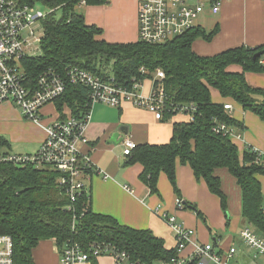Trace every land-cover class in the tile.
Instances as JSON below:
<instances>
[{"label": "trees", "instance_id": "obj_1", "mask_svg": "<svg viewBox=\"0 0 264 264\" xmlns=\"http://www.w3.org/2000/svg\"><path fill=\"white\" fill-rule=\"evenodd\" d=\"M26 5L41 4L62 10L61 18L49 16L44 22L42 55L22 60L32 85L48 70L64 80V94L54 103L58 112L65 108L78 120L92 111L90 89L70 81L69 68L79 67L125 88L134 81L152 79L157 70L165 73L164 88L172 104L194 105L195 121L173 124V136L165 144H136L126 156L125 166L140 164L141 181L150 194H159L160 177L167 176L179 193L178 164L190 166L196 179L205 181L217 196L228 218V197L222 189L220 171L233 177L241 190L242 216L254 232L264 234V206L261 183L264 159L249 148L241 158L232 139L213 131L215 122L241 126L225 110V104L212 100L216 89L225 100H232L264 122V90L251 87L246 73H264V46L237 47L214 56L193 51L197 39L211 41L219 28L207 32L199 26L162 45L144 42L112 44L99 39L102 30L89 26L77 6L80 0H20ZM87 5H102L108 0H86ZM262 56L255 59L257 54ZM238 66L241 71L230 68ZM146 70L145 73L141 69ZM178 112L167 110L163 122ZM9 142L0 137V235L14 243V264H36L34 250L45 241H53L60 251L79 245L85 252L94 246H107L125 252L131 262L164 264L176 256L165 241L149 230L121 225L109 215L95 213L89 193L71 202L60 186V173L32 163L15 165L4 162L10 153ZM89 173H91L89 171ZM198 217H204L193 207ZM108 257V256H102ZM93 256L90 262L98 264Z\"/></svg>", "mask_w": 264, "mask_h": 264}, {"label": "crops", "instance_id": "obj_2", "mask_svg": "<svg viewBox=\"0 0 264 264\" xmlns=\"http://www.w3.org/2000/svg\"><path fill=\"white\" fill-rule=\"evenodd\" d=\"M86 12L81 8V14L89 26L102 30L99 37L112 44L136 43L138 39V0H108L102 5H87ZM79 10V9H78ZM210 18L206 25L198 26L207 32L219 28L218 33L209 42L197 39L193 43V51L200 56H214L237 47L264 46V1L233 0L226 3L221 12L212 14L210 9L201 16ZM231 71L239 72L241 68L232 66ZM246 80L253 88L264 90V73H246ZM152 87L150 80L145 81V94ZM212 100L219 104H230L233 107L230 116L241 126L235 127L239 138L233 143L238 147L241 158L251 148L259 152L264 159V122L254 113L245 110L232 100H225L216 89L211 90ZM114 108V107H112ZM118 110V116L105 119L103 113L107 105L96 104L92 108L91 118L85 130V136L90 144L82 150L88 154L99 169L85 180L92 209L95 213L109 215L121 225L138 230H149L165 241L168 249L176 246L174 232L166 223L164 216L174 215L179 224L196 231L195 240L200 243H213L216 248L226 252L236 247V254L231 264H260L259 258H254L253 251L242 241L240 233L244 228H250L242 216L241 190L233 177L226 171H220L222 189L228 197V220L222 211L220 200L213 195L205 181L197 180L191 167L178 164L176 170L179 193H175L166 175L159 179V194H150L148 187L141 181L143 167L140 164L125 166L126 156L123 155V141L131 139L136 144H165L173 136V124L187 121L184 115H177L170 121H159L154 114L131 103H124ZM65 109V114H70ZM64 116V115H63ZM62 114L55 104L47 105L42 112V123L27 121L21 115L20 109L11 103L0 105V137L6 139L14 154L28 155L38 151L46 138L47 127ZM122 142L109 144L115 133ZM122 150V152H121ZM109 178L105 179L104 176ZM263 193L264 206V175L258 176ZM129 187L128 192L124 187ZM180 198L184 209L177 208L176 201ZM195 207L202 213L205 220L198 217ZM247 224V225H246ZM252 230L255 229L252 227ZM264 240V234L255 232ZM237 235V237H236ZM240 238L241 245H238ZM34 250L36 264H59L60 251L53 241H45ZM52 243V245H51ZM191 248L187 249L189 253ZM98 264H115L111 257H100ZM79 264H93L79 263ZM264 264V263H262Z\"/></svg>", "mask_w": 264, "mask_h": 264}, {"label": "built area", "instance_id": "obj_3", "mask_svg": "<svg viewBox=\"0 0 264 264\" xmlns=\"http://www.w3.org/2000/svg\"><path fill=\"white\" fill-rule=\"evenodd\" d=\"M233 0H138V39L150 45H162L171 42L188 31L198 27L199 18L210 9L212 14H219L226 3ZM264 1V0H262ZM36 5H26L20 0H0V105H16L23 118L35 124L42 123L43 109L54 104L65 92V82L55 71L48 70L41 74L34 85L30 82L22 60L34 56L41 49L45 34L44 22L58 12L60 7L36 9ZM87 6L86 0H80L77 8ZM145 73L144 68L141 69ZM68 75L74 84H81L90 89L92 106L103 104L114 108L124 103L145 109L154 114L159 121L165 112L172 110L195 121L194 105L178 106L172 104L164 88L165 73L157 70L152 79L134 81L125 88L79 67L69 68ZM150 80L152 87L145 94V81ZM225 110L233 111L230 104ZM66 109V108H65ZM61 112L62 117L47 127V135L35 154L21 155L9 153L2 157L4 162L21 165L32 163L39 168H50L60 173V186L71 202H75L84 192H88L85 180L95 172H101L84 153L83 146L90 142L85 136L87 124L91 118L89 112L83 120L72 114ZM64 115V116H63ZM213 131L225 137L237 139L240 135L234 127L224 122H215ZM136 143L131 139L123 141L124 156L130 155ZM89 171L91 173H89ZM109 178L108 175L104 176ZM128 192L132 190L125 186ZM177 208L184 209L181 199H177ZM170 229L174 232L176 256L164 264H231L236 247L224 252L213 243H200L195 240L196 231L188 229L177 222L175 216H164ZM240 237L253 251L254 258H264V240L250 228H244ZM191 248L189 253L187 249ZM111 257L115 264H141L131 262L128 255L107 246H94L85 252L79 245L68 247L60 256L59 264H79L90 262V257ZM0 264H14V243L10 236L0 235Z\"/></svg>", "mask_w": 264, "mask_h": 264}, {"label": "rangeland", "instance_id": "obj_4", "mask_svg": "<svg viewBox=\"0 0 264 264\" xmlns=\"http://www.w3.org/2000/svg\"><path fill=\"white\" fill-rule=\"evenodd\" d=\"M85 7H87V6L82 7V10L84 12H86V9H87ZM36 9H41L42 10V9H45V7L43 5H41V4H37L36 5ZM79 12H81V9H79ZM61 15H62V13L58 12L57 15H56V18H61ZM212 19H213L212 17L206 18V19L203 18V17H200L199 20H198V23H200L202 25H206V22L209 21V20H212ZM35 53L36 54L34 56H30V57H37V56L42 55V50L39 48V50L35 51ZM103 114H104L103 117L105 119H109L110 120V119H113L115 115L118 116V110L115 109V108H112L110 106H107V110ZM121 152H122V150H121ZM176 205H177V202H176ZM170 216H174V215H170ZM250 229H252V227H250ZM236 237H237V235H236ZM241 243H243V242H240V238H238V245H241ZM42 244H44V243L42 242ZM51 245H52V243H51ZM243 245H245V244L243 243ZM258 258H259V262L258 263H260V264L264 263V258H262V257H258Z\"/></svg>", "mask_w": 264, "mask_h": 264}, {"label": "water", "instance_id": "obj_5", "mask_svg": "<svg viewBox=\"0 0 264 264\" xmlns=\"http://www.w3.org/2000/svg\"><path fill=\"white\" fill-rule=\"evenodd\" d=\"M262 56V53H260V54H257L256 56H255V59H257V58H259V57H261ZM121 133H123V129H121V131L119 132V133H115L112 137H111V139L109 140V144H119V143H121L122 142V138H120L119 139V136L121 135Z\"/></svg>", "mask_w": 264, "mask_h": 264}]
</instances>
